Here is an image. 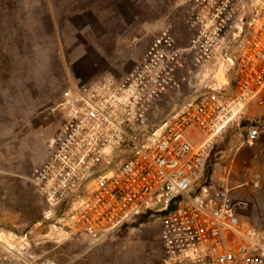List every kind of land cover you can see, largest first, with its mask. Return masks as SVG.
<instances>
[{
	"label": "built area",
	"instance_id": "2783aa9c",
	"mask_svg": "<svg viewBox=\"0 0 264 264\" xmlns=\"http://www.w3.org/2000/svg\"><path fill=\"white\" fill-rule=\"evenodd\" d=\"M186 3L188 48L166 23L122 77L76 80L64 90L60 128L31 182L57 224L92 238L158 213L159 264H264V234L242 219L247 201L202 180L217 136L248 104L264 102V0ZM189 53L194 69L215 62L232 70L234 87L207 85L157 121L164 96L192 82L181 74ZM12 253L0 252V264Z\"/></svg>",
	"mask_w": 264,
	"mask_h": 264
},
{
	"label": "rangeland",
	"instance_id": "374dc122",
	"mask_svg": "<svg viewBox=\"0 0 264 264\" xmlns=\"http://www.w3.org/2000/svg\"><path fill=\"white\" fill-rule=\"evenodd\" d=\"M170 23L177 45L193 37L186 0H0V252L8 264H159L161 219L148 212L98 238L57 224L31 182L63 114V93L76 80L122 77ZM192 79L167 93L156 109L162 120L207 85L234 87L232 70L194 69ZM220 133L203 182L227 185L247 201L243 221L264 234V102ZM258 134L248 137L249 130ZM198 135V131L194 130Z\"/></svg>",
	"mask_w": 264,
	"mask_h": 264
},
{
	"label": "trees",
	"instance_id": "16d2710c",
	"mask_svg": "<svg viewBox=\"0 0 264 264\" xmlns=\"http://www.w3.org/2000/svg\"><path fill=\"white\" fill-rule=\"evenodd\" d=\"M143 215H146V214H143ZM143 215H141V216H143ZM141 216H140V217H141Z\"/></svg>",
	"mask_w": 264,
	"mask_h": 264
},
{
	"label": "crops",
	"instance_id": "0c3cea01",
	"mask_svg": "<svg viewBox=\"0 0 264 264\" xmlns=\"http://www.w3.org/2000/svg\"><path fill=\"white\" fill-rule=\"evenodd\" d=\"M50 153V152H49ZM49 155V154H48ZM48 157V156H47ZM46 160V159H45ZM43 162V161H42Z\"/></svg>",
	"mask_w": 264,
	"mask_h": 264
}]
</instances>
